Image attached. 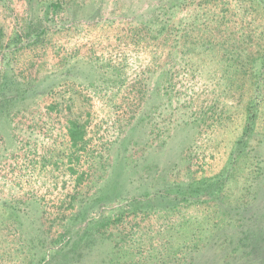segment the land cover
<instances>
[{"label": "rangeland", "instance_id": "374dc122", "mask_svg": "<svg viewBox=\"0 0 264 264\" xmlns=\"http://www.w3.org/2000/svg\"><path fill=\"white\" fill-rule=\"evenodd\" d=\"M170 8V0H0V85L15 93L0 106V264H35L69 224H86L72 222L71 209L68 218L56 216L74 193L73 167L87 173L74 209L86 219L161 189L179 171L212 175L226 167L248 97L237 90L239 76L230 86L222 79L220 53L194 40L208 38L209 26L219 36L246 34L256 46L264 40V0ZM155 10L174 25L167 37L144 25ZM178 31L189 36L179 55ZM173 69L184 103H171L163 90L172 87L165 73ZM259 106L231 182L228 220L187 264H264V95ZM70 118L89 120L79 163L69 156ZM115 236L90 239L70 264H105Z\"/></svg>", "mask_w": 264, "mask_h": 264}, {"label": "trees", "instance_id": "16d2710c", "mask_svg": "<svg viewBox=\"0 0 264 264\" xmlns=\"http://www.w3.org/2000/svg\"><path fill=\"white\" fill-rule=\"evenodd\" d=\"M183 2L185 0H170V12L174 14L175 9H180ZM196 23L199 24L198 20ZM144 25L163 38L170 33V26H174L170 20L158 19L156 10L152 20ZM206 30L208 38L197 35L194 43L218 51L222 58V79L230 86L239 76L237 90L241 97L245 95L248 97L243 135L236 141L226 167L212 175L188 171L182 176L179 171L161 189L147 192L142 197L127 199L126 203L118 204L113 209L114 213L89 219L74 211L80 186L85 182L87 173L79 172L73 167L71 170L77 173L74 193L69 196L68 201L61 199L56 207V216H59L58 212H63L62 216L68 218L69 213L66 212L71 209L72 222H76L77 218L88 221L79 228H76L77 225L74 223L69 224L70 227L54 239L50 253L35 264H70L74 251L88 244L90 239L111 232L116 236L113 239L112 255L105 264H187L189 258L207 244L210 230L228 220L226 215L232 209L234 197L231 182L240 167V162L245 161L246 146L256 130L259 104L261 96L264 95V40L255 46L251 45L252 42L249 41L251 37L246 34L236 35L228 32L219 36L215 35L209 26ZM181 31H178L181 39L176 41L174 48L177 55L186 52L189 44V41H186L187 37L189 38L188 34L181 35ZM184 37L186 39H183ZM176 66H179L177 62ZM165 76L172 84L171 88L163 87L165 95H169L171 103L176 99L184 103L186 89L174 84V69L165 73ZM5 86L6 82L0 85V106L3 101L12 99L15 95L14 91H7L8 88ZM246 86L249 88L247 94ZM54 106L56 105H53L52 109H57ZM195 123L201 126L199 121ZM67 125L69 142L73 143L70 160L79 163L86 154L90 142L87 137L89 120L70 118ZM153 128L159 130L157 125ZM21 201L22 199H18L12 209L16 213L21 207ZM147 236L148 239H145ZM28 260L29 256L26 261Z\"/></svg>", "mask_w": 264, "mask_h": 264}]
</instances>
